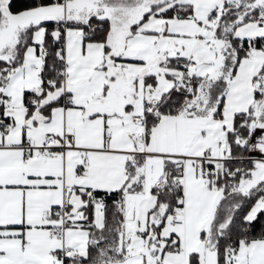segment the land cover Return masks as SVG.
<instances>
[{
  "label": "snow or ice",
  "instance_id": "obj_1",
  "mask_svg": "<svg viewBox=\"0 0 264 264\" xmlns=\"http://www.w3.org/2000/svg\"><path fill=\"white\" fill-rule=\"evenodd\" d=\"M0 264H264V0H0Z\"/></svg>",
  "mask_w": 264,
  "mask_h": 264
}]
</instances>
